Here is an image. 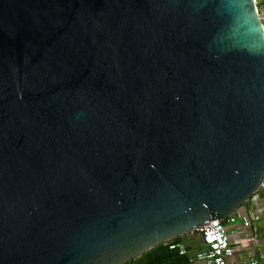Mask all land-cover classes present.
Segmentation results:
<instances>
[{
    "label": "water",
    "instance_id": "water-1",
    "mask_svg": "<svg viewBox=\"0 0 264 264\" xmlns=\"http://www.w3.org/2000/svg\"><path fill=\"white\" fill-rule=\"evenodd\" d=\"M263 183L254 0H0V264H126Z\"/></svg>",
    "mask_w": 264,
    "mask_h": 264
},
{
    "label": "crops",
    "instance_id": "crops-1",
    "mask_svg": "<svg viewBox=\"0 0 264 264\" xmlns=\"http://www.w3.org/2000/svg\"><path fill=\"white\" fill-rule=\"evenodd\" d=\"M259 14L264 23V0H258ZM239 214L250 219L248 227L239 222L225 223L233 260L241 263L248 257H260L264 247V184L255 198L241 206ZM202 248L196 232L192 231L148 250L126 264H208L192 261V255ZM264 263V262H263Z\"/></svg>",
    "mask_w": 264,
    "mask_h": 264
},
{
    "label": "built area",
    "instance_id": "built-area-1",
    "mask_svg": "<svg viewBox=\"0 0 264 264\" xmlns=\"http://www.w3.org/2000/svg\"><path fill=\"white\" fill-rule=\"evenodd\" d=\"M254 2L256 3L258 0H254ZM236 222H239L243 227H248L250 219L238 212H233L225 221L211 220L199 226L194 232L197 233L202 248L192 255V261L208 264H264V247L260 257L251 256L241 263L233 260L225 223L233 225Z\"/></svg>",
    "mask_w": 264,
    "mask_h": 264
},
{
    "label": "rangeland",
    "instance_id": "rangeland-1",
    "mask_svg": "<svg viewBox=\"0 0 264 264\" xmlns=\"http://www.w3.org/2000/svg\"><path fill=\"white\" fill-rule=\"evenodd\" d=\"M255 5H256V8H257V11H259V2H256L255 3ZM258 14H259V12H258ZM259 16H260V14H259ZM261 19V18H260ZM261 22H262V25H263V28H264V23H263V20H261ZM257 194V192H255L254 194H253V198H255V195ZM247 202H251V199H249ZM246 202V203H247ZM242 207H239L235 212H238L240 209H241Z\"/></svg>",
    "mask_w": 264,
    "mask_h": 264
},
{
    "label": "trees",
    "instance_id": "trees-1",
    "mask_svg": "<svg viewBox=\"0 0 264 264\" xmlns=\"http://www.w3.org/2000/svg\"><path fill=\"white\" fill-rule=\"evenodd\" d=\"M252 197H253V195L251 196V198H252ZM251 198H250V199H251Z\"/></svg>",
    "mask_w": 264,
    "mask_h": 264
}]
</instances>
